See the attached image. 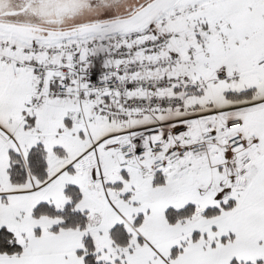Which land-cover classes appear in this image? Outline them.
Here are the masks:
<instances>
[{
  "label": "snow or ice",
  "instance_id": "1",
  "mask_svg": "<svg viewBox=\"0 0 264 264\" xmlns=\"http://www.w3.org/2000/svg\"><path fill=\"white\" fill-rule=\"evenodd\" d=\"M0 264H264V0H0Z\"/></svg>",
  "mask_w": 264,
  "mask_h": 264
}]
</instances>
